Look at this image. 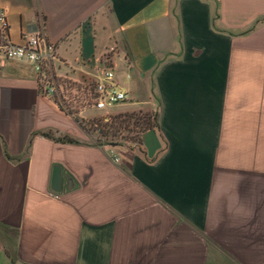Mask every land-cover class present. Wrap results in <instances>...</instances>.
Here are the masks:
<instances>
[{
    "label": "crops",
    "instance_id": "0c3cea01",
    "mask_svg": "<svg viewBox=\"0 0 264 264\" xmlns=\"http://www.w3.org/2000/svg\"><path fill=\"white\" fill-rule=\"evenodd\" d=\"M0 10L11 42L40 33L57 46L61 82L79 88L107 63L128 94L113 112L66 111L33 65L0 60V264H264V0ZM140 111L158 128L132 149L89 142L77 121Z\"/></svg>",
    "mask_w": 264,
    "mask_h": 264
},
{
    "label": "built area",
    "instance_id": "2783aa9c",
    "mask_svg": "<svg viewBox=\"0 0 264 264\" xmlns=\"http://www.w3.org/2000/svg\"><path fill=\"white\" fill-rule=\"evenodd\" d=\"M0 60H22L33 65L38 76L39 92L54 99L66 111L70 110V101L79 94L83 96L81 106L88 104L98 110L128 100V94L115 83L114 72L107 63L99 79L83 83L79 88L74 89L61 82L55 73V63L59 61L57 46L40 33L24 37L22 44L11 42L9 23L1 10ZM114 161L119 162V159L115 157Z\"/></svg>",
    "mask_w": 264,
    "mask_h": 264
},
{
    "label": "rangeland",
    "instance_id": "374dc122",
    "mask_svg": "<svg viewBox=\"0 0 264 264\" xmlns=\"http://www.w3.org/2000/svg\"><path fill=\"white\" fill-rule=\"evenodd\" d=\"M74 98H75V101L73 102V100H72V102L70 103V106H72L71 110L74 112H79L82 110L91 109L92 113L102 115V114H105L107 112H113L116 110H120L122 108V103H118L115 105L107 106L103 110H98L95 107H90V105H88V104H82L83 106H81L80 103H82L81 101H83V96L81 94L76 95ZM76 105H79V107H77ZM132 113H135L137 118L140 120L136 119L135 123H134V121H130L129 123H124V125L126 124V128H125L126 130L121 129V132L116 137H112L111 135H108L107 133H105L106 135L104 137H102V135L99 134L98 131L95 130L94 126H90L91 122L99 121L98 123H100V126L105 127V126L110 124V122H109L110 119L103 120L102 117H99V118H96L93 120H88V121L85 120L87 129H84V130L87 131V133L89 134V139H90L89 142H93V141H95V139H97L98 142H101L104 144L117 145V146L125 145L126 147L132 149L139 142L140 135L145 129V126H144L143 122L141 121V119L144 118L145 113L153 114L154 112H142V111H140V112H132ZM124 114H129V113L124 112V113H119L117 115H124ZM110 117H112V116H110ZM105 123H107V124H105ZM147 123L151 124V123H153V121L151 119H149Z\"/></svg>",
    "mask_w": 264,
    "mask_h": 264
},
{
    "label": "trees",
    "instance_id": "16d2710c",
    "mask_svg": "<svg viewBox=\"0 0 264 264\" xmlns=\"http://www.w3.org/2000/svg\"><path fill=\"white\" fill-rule=\"evenodd\" d=\"M75 88H77V87H75ZM108 119H110V121H109L110 124L105 126V127L100 126V123H98L99 121L91 122L90 126H94L95 130L98 131V133L101 134L102 137H104L106 135L105 133H107L108 135H111L112 137H116L121 132V129L126 130L125 129L126 124L124 125V123H129L130 121H134V123H135L136 119H138V118H137L135 113H129V114H124V115H115V116L109 117ZM149 119H151L153 121V123L148 124L147 122ZM138 120H140V119H138ZM77 121L83 129H87L85 121L80 120V119H77ZM141 121L143 122V124L145 126L144 131L149 130V129L158 128V115L155 112L153 114L145 113L144 118H142ZM105 124H107V123H105ZM39 134H41L44 137L50 138V139L54 140L55 142H59V143H77L76 140H74L68 136H65V135L55 136V134L52 132H44V133H39ZM28 148H29V146H27V149Z\"/></svg>",
    "mask_w": 264,
    "mask_h": 264
},
{
    "label": "water",
    "instance_id": "95a60500",
    "mask_svg": "<svg viewBox=\"0 0 264 264\" xmlns=\"http://www.w3.org/2000/svg\"><path fill=\"white\" fill-rule=\"evenodd\" d=\"M66 190L69 191L72 189V180L69 177H66ZM62 182H63V175L61 167L55 165L52 169L51 174V181H50V190L55 194H60L62 192Z\"/></svg>",
    "mask_w": 264,
    "mask_h": 264
}]
</instances>
